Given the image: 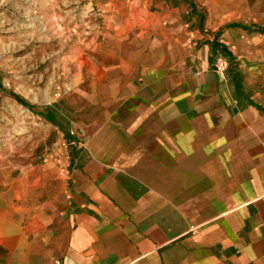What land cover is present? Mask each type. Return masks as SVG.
<instances>
[{
    "label": "crops",
    "instance_id": "1",
    "mask_svg": "<svg viewBox=\"0 0 264 264\" xmlns=\"http://www.w3.org/2000/svg\"><path fill=\"white\" fill-rule=\"evenodd\" d=\"M195 1L98 0L64 46L42 34L57 143L0 166V264H264V0Z\"/></svg>",
    "mask_w": 264,
    "mask_h": 264
},
{
    "label": "rangeland",
    "instance_id": "2",
    "mask_svg": "<svg viewBox=\"0 0 264 264\" xmlns=\"http://www.w3.org/2000/svg\"><path fill=\"white\" fill-rule=\"evenodd\" d=\"M52 2L55 17L64 20L55 26L43 21L45 14L52 11L46 0H0V166L25 162L27 157L40 164L45 160V152L55 148L58 136L54 124L42 123V114L46 116L49 109L30 102L43 100L41 85L45 80L47 85L50 79V59L44 53L50 55L52 46L42 34H54L56 46H64L65 29L72 26L71 33L77 31L74 19L80 21L86 15L98 14V0ZM181 2L188 8H197L195 0ZM199 11L204 21L206 11ZM52 96L51 92L49 100ZM17 175L13 172L9 179H16ZM5 186L0 185V194Z\"/></svg>",
    "mask_w": 264,
    "mask_h": 264
},
{
    "label": "built area",
    "instance_id": "3",
    "mask_svg": "<svg viewBox=\"0 0 264 264\" xmlns=\"http://www.w3.org/2000/svg\"><path fill=\"white\" fill-rule=\"evenodd\" d=\"M215 70L216 72H218L219 74H224V72L227 70L228 68V64L227 61L224 57L222 56H218L215 60Z\"/></svg>",
    "mask_w": 264,
    "mask_h": 264
},
{
    "label": "trees",
    "instance_id": "4",
    "mask_svg": "<svg viewBox=\"0 0 264 264\" xmlns=\"http://www.w3.org/2000/svg\"><path fill=\"white\" fill-rule=\"evenodd\" d=\"M167 1H171V2H173L174 4H176V3H180V1L181 0H167ZM192 10H194V8L192 9ZM195 11V10H194ZM200 17V21L202 22L203 20V17H202V15H199ZM215 47H213V50H214V52H217V50H219L226 58H230V55H229V53L226 51V49L225 48H223L222 46H219V44H217V45H214ZM230 62H232L231 60H229Z\"/></svg>",
    "mask_w": 264,
    "mask_h": 264
}]
</instances>
